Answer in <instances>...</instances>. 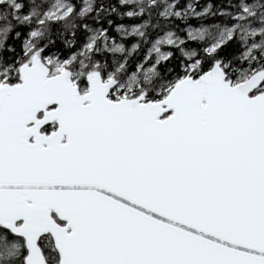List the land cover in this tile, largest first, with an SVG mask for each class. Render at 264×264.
<instances>
[{
  "label": "snow or ice",
  "instance_id": "snow-or-ice-1",
  "mask_svg": "<svg viewBox=\"0 0 264 264\" xmlns=\"http://www.w3.org/2000/svg\"><path fill=\"white\" fill-rule=\"evenodd\" d=\"M0 264H264V0H0Z\"/></svg>",
  "mask_w": 264,
  "mask_h": 264
}]
</instances>
